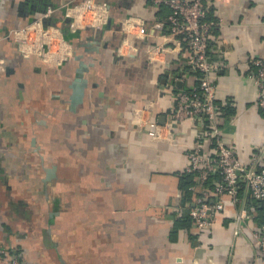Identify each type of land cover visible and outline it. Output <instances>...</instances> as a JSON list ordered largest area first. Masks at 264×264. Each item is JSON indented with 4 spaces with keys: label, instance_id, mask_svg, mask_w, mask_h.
<instances>
[{
    "label": "crops",
    "instance_id": "0c3cea01",
    "mask_svg": "<svg viewBox=\"0 0 264 264\" xmlns=\"http://www.w3.org/2000/svg\"><path fill=\"white\" fill-rule=\"evenodd\" d=\"M84 1L0 0V264L19 250L24 264H264V204L243 188L239 202L223 197L209 229L190 219L196 193L185 200L180 176L202 127L185 119L164 140L149 133L173 119L178 82L197 81L190 49L167 30L169 7L93 0L108 11L96 3L81 14ZM207 7L222 136L243 163L264 167L249 77L264 57V0ZM22 28L26 42L8 37Z\"/></svg>",
    "mask_w": 264,
    "mask_h": 264
},
{
    "label": "built area",
    "instance_id": "2783aa9c",
    "mask_svg": "<svg viewBox=\"0 0 264 264\" xmlns=\"http://www.w3.org/2000/svg\"><path fill=\"white\" fill-rule=\"evenodd\" d=\"M154 1L158 5L164 4L169 7L167 30L171 37L190 49L188 65L193 71L199 72L197 76L199 85L194 87L191 94L180 92L177 96L173 119L165 127L152 122L149 133L156 140H164L165 131L172 132L174 122L185 119H191L202 127L193 149L187 154L185 172L196 173L198 177V185L190 187L196 193L190 215L197 229L206 230L213 224L214 213L224 209L225 195H230L234 201L239 202L240 189L243 188L253 200L264 204V167H259L256 162L250 165L243 163L239 159L237 149L227 144L222 136L213 77L216 67L210 59V37L215 23L208 19V0ZM96 3L100 4L103 12L108 11L107 2L93 0L89 2L85 0L75 5V8L81 7V13L84 8L94 9ZM51 11L49 9V12ZM27 29H17L8 37L24 43ZM25 49L23 48L22 51L25 52ZM162 49L157 46L153 50L160 52ZM251 63L254 69L249 77L253 79L258 89L257 105L264 110V57H256L251 60ZM2 69H4L3 63L0 65V71ZM205 142L211 143V151L206 149ZM255 239L259 254L264 259V223L255 232ZM9 264H20L18 255L10 256Z\"/></svg>",
    "mask_w": 264,
    "mask_h": 264
},
{
    "label": "trees",
    "instance_id": "16d2710c",
    "mask_svg": "<svg viewBox=\"0 0 264 264\" xmlns=\"http://www.w3.org/2000/svg\"><path fill=\"white\" fill-rule=\"evenodd\" d=\"M161 6H165L166 7V5H164V4H161ZM69 36L71 37V34H69ZM73 36V35H72ZM186 71L188 72V74H191L192 76H195V78L199 75V72H197V71H193L192 70V68L189 66V65H187L186 66ZM178 72V71H177ZM178 74H180L181 75V73L180 72H178ZM199 85V81L197 80V81H195V85H194V87H196V86H198ZM194 87L192 86L191 88H189L188 86H177L176 87V92L179 94L180 92L181 93H183V92H186V93H193V91H194ZM217 102V101H216ZM218 105V104H217ZM220 106V105H219ZM261 109V108H260ZM264 111V110H263ZM220 111H219V117H218V121H219V118H220ZM220 124V123H219ZM197 182H198V177H197V175H196V173H186V172H184L183 174H181V176H180V188L182 189V191L184 192V198H185V200L186 201H189L190 200V198H191V195L193 194V193H195L194 191H192L191 189H190V187L192 186V185H196L197 184ZM209 184V183H208ZM198 185V184H197ZM240 193H242V189H240ZM249 199H252L251 197H249ZM190 219H191V217H190ZM190 219H188V218H186V221L188 222V221H190ZM264 223V222H263ZM262 223V224H263ZM11 254L12 255H18V257H19V260H20V264H24V262H23V258H22V255H21V253H20V250L19 251H13V252H11ZM11 255V256H12Z\"/></svg>",
    "mask_w": 264,
    "mask_h": 264
},
{
    "label": "water",
    "instance_id": "95a60500",
    "mask_svg": "<svg viewBox=\"0 0 264 264\" xmlns=\"http://www.w3.org/2000/svg\"><path fill=\"white\" fill-rule=\"evenodd\" d=\"M111 23H112V19L110 18L107 26L110 27ZM86 68L87 67H85V66L80 67V69L78 70V75H77V77L75 79V85H74V87L76 88L75 92L77 94H79V95L82 94V89H83V86H84V84H83V80H84L83 79V72L87 70ZM178 85L181 86L182 82L179 81Z\"/></svg>",
    "mask_w": 264,
    "mask_h": 264
}]
</instances>
